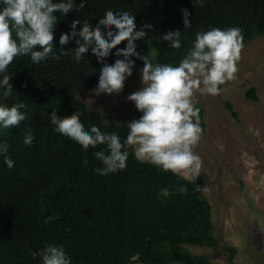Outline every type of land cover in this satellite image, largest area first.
Segmentation results:
<instances>
[{
    "label": "trees",
    "instance_id": "16d2710c",
    "mask_svg": "<svg viewBox=\"0 0 264 264\" xmlns=\"http://www.w3.org/2000/svg\"><path fill=\"white\" fill-rule=\"evenodd\" d=\"M80 3L86 7L79 12L54 13L59 19L53 40L57 54L60 36L70 35L74 20L80 21L81 29L84 23L95 28L106 13L124 10L136 16L137 30L146 23L153 26L145 40L136 41L137 52L149 55L153 64L178 65L196 33L214 27L240 28L243 46L264 37V0H206L203 5H194L193 0H76L75 7ZM183 8L191 13L189 29H184ZM176 30L182 31L180 49L170 48L163 40L164 34ZM63 48L74 50L75 40L70 36ZM116 50L105 58L107 63L123 58L115 55ZM132 59L133 69L143 67L142 60ZM85 61L75 64L70 52L39 64L30 56L16 57L8 66L14 92L7 103L27 104L28 119L0 130V141L10 146L7 155L15 162L8 169L0 156V264H41L32 254L52 245L63 246L72 264H130L136 253L140 259L134 264H205L208 255L194 254L186 245L223 248L229 263L238 264L237 248L215 234L212 206L201 177L189 182L170 171H158L138 162L132 149L125 170L101 176L95 169L103 165L93 157V149L86 153L54 131L49 114L56 110L62 119L82 114L86 130L94 124L102 132H117L121 141L127 136L126 123L106 118L80 100L81 93L97 86L103 66L91 50ZM246 96L258 100L254 87ZM195 106L203 129L204 108L199 103ZM227 107L237 118L233 106L227 103ZM135 115L142 113L136 110ZM28 131L34 136L31 146L23 143ZM179 186L187 191L179 193ZM164 187L169 197H158Z\"/></svg>",
    "mask_w": 264,
    "mask_h": 264
},
{
    "label": "clouds",
    "instance_id": "9594fccd",
    "mask_svg": "<svg viewBox=\"0 0 264 264\" xmlns=\"http://www.w3.org/2000/svg\"><path fill=\"white\" fill-rule=\"evenodd\" d=\"M206 0H193L194 5H203ZM76 0H0V130L19 126L28 119V105L17 100L11 106L7 103L14 89L10 83L12 74L8 66L16 57L30 56L33 63L39 64L47 59H59L60 56L72 53L73 62L77 65L86 62L91 50L92 56L102 64L95 94L120 93L125 81L133 75L136 57L143 61L140 69L143 87L130 94L127 99L134 102L142 113L138 119L127 123L128 133L121 141L117 132H102L99 127L90 124L86 130L81 123L82 114L62 119L56 110L51 111L49 120L54 131L64 139L77 143L86 153L91 148L92 155L103 165L96 168L98 175L123 171L127 167L129 149L134 152L140 163H148L161 172H171L189 182L202 174L203 162L194 152L200 142L203 129L200 124L199 107L193 98L201 95H219L221 85L235 79L236 61L243 47V35L238 27L221 30L211 28L196 33L192 46L187 50L178 65L153 64L149 55L137 52L136 41L145 40L153 26L144 24L137 30L136 16L128 11L108 12L105 19L95 28L87 23L74 20L71 33L60 36L61 46L57 54L53 43L58 16H66L73 11L86 7ZM183 16L184 29L191 28V13L187 8L180 10ZM115 26V30L113 29ZM180 30L169 31L163 40L169 42L170 48L182 47ZM70 36L76 42V48L65 51ZM127 41L124 48H117ZM148 42V41H147ZM123 57L109 64L105 58L113 54ZM34 136L31 131L24 134L23 143L31 146ZM99 145L106 147L95 150ZM9 145L0 141V156L8 169L14 167V161L7 155ZM88 158L85 156L84 163ZM199 190V189H197ZM179 193L187 191L179 186ZM158 197H169V189L164 187L157 193ZM32 258L41 264H72L71 257L63 246H45ZM140 259L136 253L130 257V264Z\"/></svg>",
    "mask_w": 264,
    "mask_h": 264
},
{
    "label": "rangeland",
    "instance_id": "374dc122",
    "mask_svg": "<svg viewBox=\"0 0 264 264\" xmlns=\"http://www.w3.org/2000/svg\"><path fill=\"white\" fill-rule=\"evenodd\" d=\"M236 66L235 79L221 85L219 95H194V104L204 108L205 127L193 150L203 162L200 177L217 238L237 248L238 264H264V37L241 48ZM141 75L140 69H133L118 94L97 96L96 86L79 98L106 118L127 124L139 118L127 97L143 87ZM251 87L256 101L246 96ZM186 247L194 254H207L205 264H230L223 248Z\"/></svg>",
    "mask_w": 264,
    "mask_h": 264
}]
</instances>
